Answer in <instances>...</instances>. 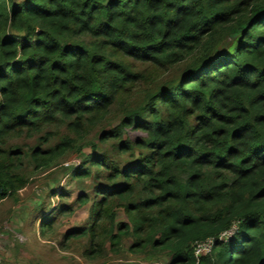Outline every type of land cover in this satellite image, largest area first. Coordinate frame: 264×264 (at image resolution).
Wrapping results in <instances>:
<instances>
[{
  "label": "trees",
  "instance_id": "1",
  "mask_svg": "<svg viewBox=\"0 0 264 264\" xmlns=\"http://www.w3.org/2000/svg\"><path fill=\"white\" fill-rule=\"evenodd\" d=\"M178 65L138 106L123 104ZM119 101L118 122L70 168L89 182L79 202L90 214L65 237L85 238L88 256L127 239L129 252L167 264H264V0H0V200L25 183L23 166L78 151ZM53 124L72 135L6 146Z\"/></svg>",
  "mask_w": 264,
  "mask_h": 264
},
{
  "label": "rangeland",
  "instance_id": "2",
  "mask_svg": "<svg viewBox=\"0 0 264 264\" xmlns=\"http://www.w3.org/2000/svg\"><path fill=\"white\" fill-rule=\"evenodd\" d=\"M137 67L140 70L146 68L150 74L152 72L151 68L142 67L141 64ZM182 67L183 65H178L154 74V77L157 74L159 76L150 82V86L145 84L147 80L133 86L129 96L124 97L123 104L138 106L143 99L140 90L153 91L158 85L176 79ZM122 101L123 98L121 103ZM121 103L119 101L113 108V114L77 142V145L81 146L78 151L67 153L46 169L33 168L29 163L21 168L19 173L23 174L25 183L16 192L0 200V264H167L165 254H158L156 259L152 260L142 253L129 252L127 239H123L116 251L109 247V242H105L100 255L88 256L84 254L85 238L68 239L64 235L71 228L86 224L90 214L89 203L82 205L79 202L81 193L87 189L89 182L71 178L70 168L81 162L100 131L118 122L119 115L116 112L121 108ZM66 135L72 134L64 124H53L44 126L40 134L33 135L32 138L14 137L6 146H18L25 150L40 144V147L45 149ZM133 135L137 136L131 133L130 137ZM40 137L47 139L46 142L40 140ZM85 186L87 187L82 189ZM57 205L65 207L64 213L59 217L50 218ZM44 216L50 218L48 221L53 220L51 230H41ZM126 221L124 210L116 207L115 222Z\"/></svg>",
  "mask_w": 264,
  "mask_h": 264
},
{
  "label": "built area",
  "instance_id": "3",
  "mask_svg": "<svg viewBox=\"0 0 264 264\" xmlns=\"http://www.w3.org/2000/svg\"><path fill=\"white\" fill-rule=\"evenodd\" d=\"M234 231V228L231 230H228L224 233H222L218 238L221 240L225 238L226 236H230ZM215 243V239L213 237L206 238L202 241L196 242L193 247V256L196 259V262H198L199 258L204 255L211 252L213 246Z\"/></svg>",
  "mask_w": 264,
  "mask_h": 264
}]
</instances>
